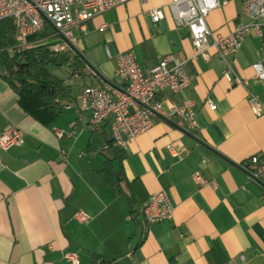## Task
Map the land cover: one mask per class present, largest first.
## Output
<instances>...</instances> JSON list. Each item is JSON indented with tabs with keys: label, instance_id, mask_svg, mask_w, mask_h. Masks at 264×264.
Returning <instances> with one entry per match:
<instances>
[{
	"label": "crops",
	"instance_id": "obj_1",
	"mask_svg": "<svg viewBox=\"0 0 264 264\" xmlns=\"http://www.w3.org/2000/svg\"><path fill=\"white\" fill-rule=\"evenodd\" d=\"M219 1L206 20L213 33L227 35L249 22L240 0ZM168 2L131 0L73 29L72 53L84 68L54 67L62 69L56 77L70 94L48 127L18 107L0 57V131L12 124L24 134L23 146L0 151V264H72L68 254L78 264H264V185L244 170L250 158L264 159V113L256 116L247 103L250 94L264 104V81L252 70L264 64V33H251L229 59L246 82L230 85L213 50L208 60L194 56L188 31L174 25ZM158 7L164 17L153 25L147 12ZM126 52L143 73L167 55L186 57L188 88L158 99L164 107L192 102L196 129L185 132L156 118L125 150L104 148L112 118L92 131L80 94L88 86L117 85V55ZM169 146L187 154L175 157ZM107 163L110 182L100 176ZM196 172L217 188L199 187ZM160 190L174 206L173 218L148 224L139 209ZM77 212L89 217L86 224L74 219Z\"/></svg>",
	"mask_w": 264,
	"mask_h": 264
},
{
	"label": "built area",
	"instance_id": "obj_2",
	"mask_svg": "<svg viewBox=\"0 0 264 264\" xmlns=\"http://www.w3.org/2000/svg\"><path fill=\"white\" fill-rule=\"evenodd\" d=\"M129 1L131 0H0V21H13L19 50L45 47L49 54L58 56L76 49L74 28L82 27L90 19ZM240 2L241 14L249 22H239L227 35L213 33L206 22L209 14L220 7L219 0H169L165 5L174 25L187 29L194 56L208 60L209 50H213L222 64L221 77L228 84L236 86H244L246 82L235 75L229 59L238 52L251 33L258 38L264 33V0ZM147 14L153 25L164 17L162 7L150 9ZM47 30L49 33L43 37L27 42L28 38ZM186 63L187 59L181 53L167 55L147 73H143L132 53L118 54L114 73L118 84L88 86L80 94V107L90 114L92 131H98L104 120L111 117L110 146L125 150L130 142L152 128L156 118L172 122L185 132L196 129L192 102L171 103L164 107L158 99L161 93L177 95L188 88L190 80L185 71ZM252 70L255 80L264 81V64L255 63ZM247 103L256 116L264 113V104L253 95H248ZM207 106L210 111L215 110L210 102H207ZM55 135L61 137L62 133L56 131ZM23 144L24 134L18 127L9 124L0 131V151L19 148ZM104 148H109V145ZM168 150L175 157L187 154L184 149L176 151L172 146ZM204 163L203 161L202 164ZM244 170L251 181L264 182V159L257 156L250 158ZM193 179L199 187L217 188L215 181H206L199 172L193 174ZM139 213L148 224L168 222L173 218L174 206L167 192L160 190L150 195L140 207ZM74 219L86 224L89 217L77 212ZM64 257L70 263L78 264L74 255ZM240 260L243 261L244 258L241 256Z\"/></svg>",
	"mask_w": 264,
	"mask_h": 264
},
{
	"label": "trees",
	"instance_id": "obj_3",
	"mask_svg": "<svg viewBox=\"0 0 264 264\" xmlns=\"http://www.w3.org/2000/svg\"><path fill=\"white\" fill-rule=\"evenodd\" d=\"M15 33L12 20L0 21V57L4 67L3 78L16 95L21 111L34 121L48 127L60 116L63 102L70 94L64 81L52 75L48 71V66L60 68L63 65H69L68 68L73 67L74 71L80 72L84 68V62L78 54L72 52L53 56L45 47L21 51L17 48ZM46 33L49 31L28 38L27 42L37 40ZM108 145L113 148L110 143ZM100 176L106 182L113 180L109 163L104 166ZM261 184L264 185V182ZM127 200L132 207L131 198L127 197Z\"/></svg>",
	"mask_w": 264,
	"mask_h": 264
},
{
	"label": "rangeland",
	"instance_id": "obj_4",
	"mask_svg": "<svg viewBox=\"0 0 264 264\" xmlns=\"http://www.w3.org/2000/svg\"><path fill=\"white\" fill-rule=\"evenodd\" d=\"M48 71L52 74V75H55L57 77H62L63 75V71L62 69L58 70V69H55L54 66H48Z\"/></svg>",
	"mask_w": 264,
	"mask_h": 264
},
{
	"label": "water",
	"instance_id": "obj_5",
	"mask_svg": "<svg viewBox=\"0 0 264 264\" xmlns=\"http://www.w3.org/2000/svg\"><path fill=\"white\" fill-rule=\"evenodd\" d=\"M100 264H102V263H100Z\"/></svg>",
	"mask_w": 264,
	"mask_h": 264
}]
</instances>
